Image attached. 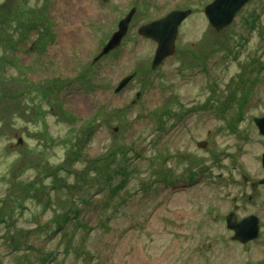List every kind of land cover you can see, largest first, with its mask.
<instances>
[{
  "label": "rangeland",
  "instance_id": "obj_1",
  "mask_svg": "<svg viewBox=\"0 0 264 264\" xmlns=\"http://www.w3.org/2000/svg\"><path fill=\"white\" fill-rule=\"evenodd\" d=\"M210 1L0 0V264H264V0L221 30ZM187 8L152 68L138 27Z\"/></svg>",
  "mask_w": 264,
  "mask_h": 264
},
{
  "label": "water",
  "instance_id": "obj_2",
  "mask_svg": "<svg viewBox=\"0 0 264 264\" xmlns=\"http://www.w3.org/2000/svg\"><path fill=\"white\" fill-rule=\"evenodd\" d=\"M250 0H212L204 7V13L216 30H221L229 25L237 12ZM135 8L118 21V29L112 33L108 41L103 45L99 54L95 59L109 53L117 48L123 37L128 31L129 23L133 17ZM191 13V9H173L159 18L142 23L137 33L143 37L149 38L156 43L153 58L151 61L152 68H156L163 60L174 53L175 40L178 34V27L185 18ZM132 75L123 76L114 91L122 89L125 84L131 79ZM139 96V94H138ZM254 123L258 128L259 133L264 138V115L254 117ZM206 141H198L197 145L205 147ZM261 164L264 168V152L261 153ZM243 179L248 181V176L244 175ZM252 189L258 184H264V176L257 182H251ZM236 207V206H235ZM235 210L230 211L226 217V227L233 232L232 239L240 243H247L256 239L259 235L260 218L254 213L237 217Z\"/></svg>",
  "mask_w": 264,
  "mask_h": 264
},
{
  "label": "flooded vegetation",
  "instance_id": "obj_3",
  "mask_svg": "<svg viewBox=\"0 0 264 264\" xmlns=\"http://www.w3.org/2000/svg\"><path fill=\"white\" fill-rule=\"evenodd\" d=\"M163 16V15H162ZM159 18V17H158ZM178 35V34H177ZM177 38V37H176ZM175 49H176V40H175ZM175 54V50H174V53L171 55V56H173ZM170 57V56H169ZM168 58V57H167ZM167 58H165V59H167ZM164 59V60H165ZM163 60V61H164ZM119 83V82H118ZM264 115V114H263ZM260 116H262V115H260ZM256 117V116H255ZM263 140H264V138H263ZM241 217H238V219H240Z\"/></svg>",
  "mask_w": 264,
  "mask_h": 264
},
{
  "label": "bare ground",
  "instance_id": "obj_4",
  "mask_svg": "<svg viewBox=\"0 0 264 264\" xmlns=\"http://www.w3.org/2000/svg\"><path fill=\"white\" fill-rule=\"evenodd\" d=\"M81 4L83 5L84 10L87 11V5L83 2V0H81ZM79 101H81V99H79Z\"/></svg>",
  "mask_w": 264,
  "mask_h": 264
}]
</instances>
